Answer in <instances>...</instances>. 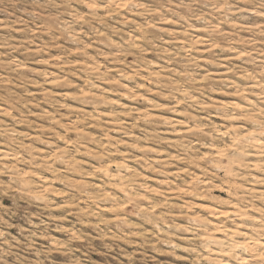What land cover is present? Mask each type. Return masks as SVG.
<instances>
[{"label": "clouds", "instance_id": "9594fccd", "mask_svg": "<svg viewBox=\"0 0 264 264\" xmlns=\"http://www.w3.org/2000/svg\"><path fill=\"white\" fill-rule=\"evenodd\" d=\"M0 264H264V0H0Z\"/></svg>", "mask_w": 264, "mask_h": 264}]
</instances>
